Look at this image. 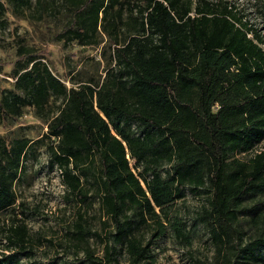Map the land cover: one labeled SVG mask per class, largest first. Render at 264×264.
<instances>
[{"label": "trees", "instance_id": "obj_1", "mask_svg": "<svg viewBox=\"0 0 264 264\" xmlns=\"http://www.w3.org/2000/svg\"><path fill=\"white\" fill-rule=\"evenodd\" d=\"M251 1L264 21V0ZM5 3L38 20L64 11L56 38L88 46L104 35L110 62L100 78L66 86L42 54L19 40L11 88L0 95V122L32 107L47 129L33 141L0 136V213L16 203L27 150L46 140L48 167L58 168L67 192L84 203L92 190L106 216V264L121 252L128 264H154L149 242L134 234L140 226L153 228L151 238L167 227L185 236L169 214L185 191L205 195L197 221L217 264H264V35L241 9L227 0ZM76 227V239H84L87 231ZM2 235L6 248L24 252L22 221L13 218ZM16 253L0 254V264L17 261ZM85 253L87 264H105Z\"/></svg>", "mask_w": 264, "mask_h": 264}, {"label": "rangeland", "instance_id": "obj_2", "mask_svg": "<svg viewBox=\"0 0 264 264\" xmlns=\"http://www.w3.org/2000/svg\"><path fill=\"white\" fill-rule=\"evenodd\" d=\"M245 15L253 27L264 35V21L251 6V0H227ZM5 3L6 0H3ZM5 24L0 25V95L11 88L10 72L17 60L16 47L19 40L32 47L43 61L66 86L89 77L100 78L109 60V48L103 35L99 45L80 46L63 44L56 38L66 21L64 11L46 13L38 20L25 9L22 13L5 3ZM17 13V14H15ZM58 101L50 107L55 111ZM45 122L32 107H25L21 116L8 117L0 122V136L7 138L24 136L37 140L46 132ZM40 140V139H39ZM46 140L36 141L27 150L19 179L14 184L16 203L13 209L0 213V254L16 253L17 261L10 264H87L86 248L93 257H103V245L107 242L109 227L103 225L106 216L98 209L97 198L91 197L81 203L69 194L61 182L58 168L48 167L49 155ZM205 195L185 191L183 198L172 203L169 214L179 219L185 236H177L170 227L164 234L151 238L153 228L140 226L135 236L142 244L148 243L154 264H217L218 258L213 242L205 226L197 216L205 205ZM81 218H79V215ZM13 218L23 222L28 232V244L22 249L6 248L2 235L4 227ZM243 220H246L243 219ZM80 224L87 231L86 237L77 240L75 230ZM245 229L247 223H243ZM98 233L99 236L93 235ZM250 230L244 237L249 236ZM1 256V255H0ZM105 264L106 261L102 260ZM128 256L121 252L112 264H128Z\"/></svg>", "mask_w": 264, "mask_h": 264}]
</instances>
